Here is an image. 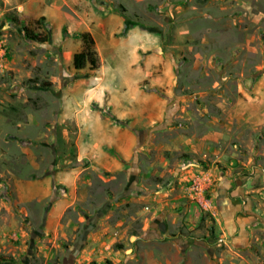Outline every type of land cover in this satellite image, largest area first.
Wrapping results in <instances>:
<instances>
[{"label": "rangeland", "instance_id": "obj_1", "mask_svg": "<svg viewBox=\"0 0 264 264\" xmlns=\"http://www.w3.org/2000/svg\"><path fill=\"white\" fill-rule=\"evenodd\" d=\"M0 264H264V0H0Z\"/></svg>", "mask_w": 264, "mask_h": 264}, {"label": "trees", "instance_id": "obj_2", "mask_svg": "<svg viewBox=\"0 0 264 264\" xmlns=\"http://www.w3.org/2000/svg\"><path fill=\"white\" fill-rule=\"evenodd\" d=\"M36 26L38 28L35 31H32L28 29L27 27L23 26L22 28H23L24 36L28 40L32 42H36L38 44H43L47 42V39H48L47 34L41 30L42 22L37 21ZM93 45H94V42L92 38L89 35H85L84 45H83L82 50L74 54L73 56V66L76 70L84 69L86 66H89L92 69L97 68V59L93 51Z\"/></svg>", "mask_w": 264, "mask_h": 264}, {"label": "built area", "instance_id": "obj_3", "mask_svg": "<svg viewBox=\"0 0 264 264\" xmlns=\"http://www.w3.org/2000/svg\"><path fill=\"white\" fill-rule=\"evenodd\" d=\"M201 203L204 207H206V203L201 200Z\"/></svg>", "mask_w": 264, "mask_h": 264}, {"label": "crops", "instance_id": "obj_4", "mask_svg": "<svg viewBox=\"0 0 264 264\" xmlns=\"http://www.w3.org/2000/svg\"><path fill=\"white\" fill-rule=\"evenodd\" d=\"M208 138V137H207ZM179 170V169H178Z\"/></svg>", "mask_w": 264, "mask_h": 264}]
</instances>
